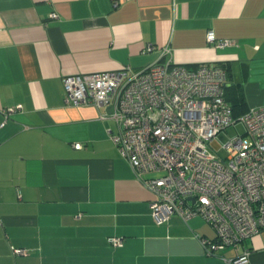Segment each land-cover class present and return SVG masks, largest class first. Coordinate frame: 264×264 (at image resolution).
I'll return each mask as SVG.
<instances>
[{"label": "crops", "instance_id": "crops-1", "mask_svg": "<svg viewBox=\"0 0 264 264\" xmlns=\"http://www.w3.org/2000/svg\"><path fill=\"white\" fill-rule=\"evenodd\" d=\"M168 58L221 64L236 111L264 105V0H0V109L20 105L0 127V264H264V231L206 255L200 216L157 224L109 108L64 101L66 75Z\"/></svg>", "mask_w": 264, "mask_h": 264}, {"label": "built area", "instance_id": "built-area-1", "mask_svg": "<svg viewBox=\"0 0 264 264\" xmlns=\"http://www.w3.org/2000/svg\"><path fill=\"white\" fill-rule=\"evenodd\" d=\"M206 40L216 47L233 43L217 39L212 30L206 32ZM167 52L165 47L162 53ZM225 81L221 64L190 68L171 58L138 70L123 66L62 78L65 103L109 108L100 117L115 122L110 140L151 192L155 222L162 224L174 214L184 221L200 216L212 228V238L194 233L206 255L236 248L264 231V105L234 118L225 98ZM19 109L20 105L1 108L0 127ZM237 121L244 125L243 134L223 144L224 154L208 147ZM108 240L121 246L124 238ZM13 253L26 250L13 248ZM248 256L245 248L225 261L247 264Z\"/></svg>", "mask_w": 264, "mask_h": 264}, {"label": "rangeland", "instance_id": "rangeland-1", "mask_svg": "<svg viewBox=\"0 0 264 264\" xmlns=\"http://www.w3.org/2000/svg\"><path fill=\"white\" fill-rule=\"evenodd\" d=\"M244 131V125L242 122L237 121L219 132L217 136L212 141L211 145L208 147L213 150H217L219 153L224 154L223 144L228 141V139L235 137L236 135H242Z\"/></svg>", "mask_w": 264, "mask_h": 264}, {"label": "trees", "instance_id": "trees-1", "mask_svg": "<svg viewBox=\"0 0 264 264\" xmlns=\"http://www.w3.org/2000/svg\"><path fill=\"white\" fill-rule=\"evenodd\" d=\"M222 66H223V65H222ZM223 67H224V66H223ZM224 90H225V92H226L227 88L224 87ZM225 98H226V100H227L226 93H225ZM227 101H228V100H227ZM228 103H229V101H228ZM229 104H230V103H229ZM230 106H231V110H232V116H233L234 118H238V117L241 116L244 112L247 111V109L242 108V103L239 105V108H241V109H238L237 111H236V109L234 108V105H231V104H230ZM237 106H238V105H237ZM239 110H241V111L238 112Z\"/></svg>", "mask_w": 264, "mask_h": 264}, {"label": "water", "instance_id": "water-1", "mask_svg": "<svg viewBox=\"0 0 264 264\" xmlns=\"http://www.w3.org/2000/svg\"><path fill=\"white\" fill-rule=\"evenodd\" d=\"M227 86V84L226 83H224V87H226ZM192 201H193V199L192 198H190Z\"/></svg>", "mask_w": 264, "mask_h": 264}]
</instances>
